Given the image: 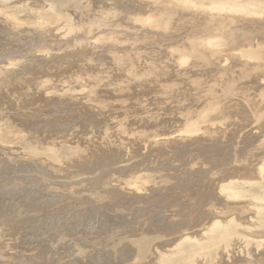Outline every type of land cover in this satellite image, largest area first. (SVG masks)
Listing matches in <instances>:
<instances>
[{
    "label": "rangeland",
    "instance_id": "1",
    "mask_svg": "<svg viewBox=\"0 0 264 264\" xmlns=\"http://www.w3.org/2000/svg\"><path fill=\"white\" fill-rule=\"evenodd\" d=\"M263 110L264 0H0V264H264Z\"/></svg>",
    "mask_w": 264,
    "mask_h": 264
},
{
    "label": "bare ground",
    "instance_id": "2",
    "mask_svg": "<svg viewBox=\"0 0 264 264\" xmlns=\"http://www.w3.org/2000/svg\"><path fill=\"white\" fill-rule=\"evenodd\" d=\"M101 3H102V2H101ZM125 3H126V2H125ZM127 3H128V2H127ZM132 3H133V2H132ZM184 4H185V3H184ZM186 4H187V3H186ZM57 5H58V4H57ZM102 5H103V4H102ZM150 5H151V4H150ZM157 5H158V4H157ZM192 5H193V4H192ZM252 5H253V4H252ZM252 5H251V6H252ZM95 6H96V5H95ZM98 6H99V5H98ZM124 6H125V5H124ZM151 6H152V5H151ZM246 6H247V5H246ZM248 6H249V5H248ZM251 6H250V7H251ZM17 7H18V6H17ZM126 7H127V6H126ZM126 7H125V8H126ZM135 7H136V6H135ZM222 7H223V6H222ZM244 7H245V6H243V8H244ZM129 8H131V7H129ZM136 8H137V7H136ZM141 8H142V7H141ZM161 8H162V7H161ZM202 8H203V7H202ZM206 8H207V7H205V9H206ZM217 8H218V7H217ZM223 8H225V7H223ZM232 8H233V7H232ZM232 8H231V9H232ZM18 9H19V7H18ZM20 9H21V7H20ZM153 9H154V7H153ZM195 9H196V8H195ZM203 9H204V8H203ZM212 9H214V8H212ZM212 9H211V10H212ZM234 9H235V8H234ZM234 9H233V10H234ZM238 9H239V7L236 9V11H238ZM245 9H246V8H244V10H245ZM159 10H160V9H159ZM161 10H162V9H161ZM207 10L210 11V9H207ZM239 10H240V9H239ZM241 10H242V9H241ZM252 10H253V9H252ZM163 11H164V10H163ZM204 11H205V10H204ZM234 11H235V10H234ZM210 12H211V11H210ZM240 12H241V11H240ZM229 13H230V12H229ZM237 13H238V12H237ZM237 13H236V14H237ZM244 13H245V12H244ZM248 13H249V12H248ZM248 13H247V14H248ZM255 13H256V12H255ZM180 14H181V13H180ZM238 14H242V13H238ZM252 14H253V12H252ZM257 14H258V13H257ZM184 15H185V14H184ZM165 16H166V14H165ZM217 16H218V15H217ZM222 16H223V15H222ZM247 16H248V15H247ZM207 18H208V17H207ZM210 18H211V17H210ZM13 19H14V18H13ZM199 19H200V17H199ZM205 19H206V18H205ZM212 19H213V18H212ZM50 20H52V19H50ZM42 21H43V19H42ZM42 21H41V22H42ZM141 21H143V20L141 19ZM224 21H225V20H224ZM46 22H47V21H46ZM207 22H208V21H207ZM225 22H226V21H225ZM225 22H224V23H225ZM228 22H229V21H228ZM44 23H45V22H44ZM196 23H197V22H196ZM196 23H195V24H196ZM198 23H199V22H198ZM216 23H217V22H216ZM229 23H230V22H229ZM231 23H232V22H231ZM202 24H203V23H202ZM204 24H205V23H204ZM206 24H207V23H206ZM217 24H218V23H217ZM58 25H59V24H58ZM221 25H222V24H221ZM192 26H193V25H191V27H192ZM196 26H198V25L196 24ZM204 26H205V25H204ZM206 26H207V25H206ZM216 26H217V25H216ZM219 26H220V24H219ZM219 26H218V27H219ZM193 27H195V26H193ZM214 28H215V27H214ZM207 41H209V39H208ZM206 44H207V43H206ZM208 45H209V44H208ZM250 47H251V46H250ZM253 48H254V47H253ZM256 48H257V47H256ZM247 49H248V48H247ZM249 49H251V48H249ZM239 51H240V50H239ZM240 53H241V52H240ZM252 53H253V52H252ZM232 55H233V54H232ZM248 55H249V54H248ZM241 56H242V55H241ZM250 56H252V55L250 54ZM250 56H249V57H250ZM199 57H200V56H199ZM192 69H193V68H192ZM223 70H224V69H223ZM194 71H195V70H194ZM216 74H217V73H216ZM212 78H213V77H212ZM215 81H216V80H215ZM233 89H234V88H233ZM260 99H261V98H260ZM246 100H248V99H246ZM259 102H260V101H259ZM241 104H242V103H241ZM260 104H261V103H260ZM238 105H240V104H238ZM242 105H243V104H242ZM230 106H232V105H230ZM238 107H239V106H238ZM239 108H240V107H239ZM239 108H238V109H239ZM242 108H243V107H242ZM242 108H241V110H242ZM234 109H235V107L233 108V110H234ZM233 110H232V111H233ZM236 110H237V109H236ZM232 111H231V112H232ZM245 111H246V110H245ZM263 111H264V110H263ZM204 114H205V112H204ZM232 114H233V113H232ZM234 114H235V111H234ZM240 118H241V117H240ZM245 118H246V117H245ZM245 118H244V119H245ZM233 119H234V118H233ZM241 120H242V119H241ZM250 122H251V121H250ZM263 122H264V121H263ZM248 123H249V122H248ZM233 124H234V122H233ZM239 124H240V122H239ZM263 125H264V124H263ZM263 125H262V127H264ZM239 126H240V125H239ZM241 126H242V124H241ZM214 128H215V127H214ZM216 129H217V128H216ZM233 129H234V128H233ZM208 130H209V129H208ZM261 130L263 131V128H261ZM261 130H259V131H261ZM220 131H221V130H220ZM220 131H219V132H220ZM208 132H209V131H208ZM214 132H215V131H214ZM238 132H239V131H238ZM251 132H252V131H251ZM175 134H176V133H175ZM182 134H183V133H182ZM189 134H190V133H189ZM203 134H204V133H203ZM262 134H263V133H262ZM262 134H261V135H262ZM172 135H173V134H172ZM255 135H256V134H255ZM257 135H258V134H257ZM263 135H264V134H263ZM195 136H196V135H195ZM204 136H205V135H204ZM250 136H251V135H250ZM250 136H247V137L250 138ZM258 136H259V135H258ZM166 137H167V136H166ZM174 137H176V136H174ZM197 137H199V136H197ZM253 137H254V132H253ZM226 138H227V137H226ZM230 138H231V137H230ZM254 138H255V137H254ZM254 138H253V139H254ZM257 138H258V137H257ZM262 138H263V137H261V139H262ZM4 139H5V136H4ZM154 139H155V138H154ZM162 139L164 140V139H166V138H162ZM196 139H197V138H196ZM205 139H206V138H205ZM208 139H209V138H208ZM246 139H248V138H246ZM255 139H256V138H255ZM261 139H260V140H257V141H261ZM227 140H228V139H227ZM251 140H252V138H251ZM197 141H199V140H197ZM248 141L250 142V140H248ZM257 141H256V142H257ZM217 142H218V141H217ZM245 142H246V141H245ZM249 142H248V143H249ZM251 142H252V141H251ZM197 143H198V142H197ZM220 143H221V141H220ZM248 143H247V144H248ZM187 144H188V143H187ZM218 144H219V143H218ZM225 144H226V143H225ZM244 144H245V143H244ZM185 145H186V144H185ZM199 145H200V144H199ZM212 145H213V144H212ZM220 145H221V144H220ZM220 145H219V147L222 146V145H221V146H220ZM245 145H246V144H245ZM255 145H256V144H255ZM255 145H254L253 147H255ZM192 146H193V145H192ZM208 146H209V145H208ZM247 146H248V145H247ZM161 147H162V146H161ZM202 147H203V146H202ZM202 147H201V148H202ZM261 147H262V146H261ZM172 148H173V147H172ZM205 148H207V147H205ZM249 148H250V147H249ZM257 148H258V147H257ZM189 149H190V148H189ZM208 149H209V147H208ZM211 149H212V148H211ZM214 149H215V147H214ZM262 149H263V148H262ZM262 149H261V150H262ZM200 150H201V149H200ZM243 150H244V149H243ZM249 150H251V149H249ZM259 150H260V149H259ZM190 151H191V150H190ZM206 151H207V150H206ZM213 151H215V150H213ZM220 151H221V149H220ZM238 151H239V150H238ZM255 151H256V149H255ZM255 151H254V152H255ZM259 152H260V151H259ZM185 153H186V152H185ZM202 153H203V151H202ZM210 153H211V152H210ZM210 153H209V154H210ZM213 153H214V152H213ZM243 153H244V152H243ZM183 154H184V152H183ZM207 154H208V153H207ZM258 154H259V153H258ZM201 155H202V154H201ZM210 155H212V154H210ZM210 155H209V156H210ZM183 156H184V155H183ZM202 156H203V155H202ZM212 156H213V155H212ZM243 156H244V155H243ZM216 157H217V156H216ZM257 157H258V156H257ZM195 158H196V157H195ZM230 158H231V157H230ZM243 158H244V157H243ZM183 159H184V158H183ZM205 159H206V158H205ZM217 159H218V158H217ZM191 160H192V159H191ZM213 160H214V159H213ZM259 160H261V159H259ZM239 161H240V160H239ZM250 161H251V160H250ZM161 162H163V161H161ZM217 163H218V162H217ZM240 163H241V162H240ZM244 163H245V162H244ZM247 163H248V162H247ZM258 163H259V161H258ZM163 165H164V164H163ZM260 165H261V164H260ZM164 166H165V165H164ZM232 166H233V165H232ZM236 166H237V165H236ZM236 166H234V167H236ZM248 167H249V166H248ZM159 168H160V167H159ZM198 168H199V167H198ZM202 168H203V167H202ZM246 168H247V167H246ZM251 168H252V167H251ZM260 168H261V167H260ZM203 169H204V168H203ZM203 169H202V172H203ZM207 169H208V168H207ZM209 169H210V168H209ZM236 169H237V168H236ZM248 169H249V168H248ZM181 170H182V168H181ZM255 170H256V169H255ZM263 170H264V168H263ZM263 170H262V172H263ZM195 171H196V170H195ZM205 171H206V170H205ZM260 171H261V169H260ZM200 172H201V171H200ZM211 172H212V171H211ZM213 172H214V170H213ZM227 172H228V171H227ZM262 172H261V173H262ZM185 173H186V172H185ZM203 173H204V172H203ZM261 173H259V174H261ZM263 173H264V172H263ZM198 174H199V172H198ZM200 174H201V173H200ZM205 174H207V173H205ZM230 175H231V174H230ZM257 175H258V174H257ZM261 175H262V174H261ZM201 176H202V175H201ZM214 176H215V175H214ZM259 176H260V175H259ZM210 177H211V176H210ZM261 177H262V176H261ZM220 178H221V177H220ZM233 178H234V177H233ZM237 178H238V177H237ZM194 179H195V178H194ZM226 179H227V177L225 178V181H226ZM231 179H232V178H231ZM241 180H242V179H241ZM250 180H251V179H250ZM188 181H189V180H188ZM200 181H201V180H200ZM216 181H217V180H216ZM216 181H215V182H216ZM228 181H229V179H228ZM232 181H233V180H232ZM253 181H254V180H253ZM190 182H191V181H190ZM249 182L252 183V181H249ZM254 182H255V181H254ZM191 183H192V182H191ZM216 183H217V182H216ZM244 183H245V182H244ZM251 183H250V184H251ZM256 183H257V182H256ZM219 184H220V183H219ZM224 184H225V183H224ZM226 184H227V183H226ZM125 185H126V184H125ZM213 185H214V183H213ZM221 185H222V184H221ZM245 185H246V184H245ZM127 187H128V186H126V188H127ZM202 187H204V186H202ZM186 189H187V188H186ZM217 189H218V187H217ZM221 190H222V189H221ZM231 190H232V189H231ZM251 190H252V189H251ZM118 192H119V191H118ZM234 192H235V191H234ZM119 193H120V192H119ZM174 193H175V191H174ZM192 193H193V191H192ZM210 193H211V192H210ZM210 193H209V194H210ZM212 193H213V192H212ZM119 195H120V194H119ZM172 195H173V194H172ZM177 195H178V194H177ZM223 195H224V194H223ZM217 196H218V195H217ZM236 196H237V195H236ZM222 197H223V196H222ZM175 198H176V197H175ZM181 198H182V197H181ZM229 199H230V198H229ZM218 200H219V199H218ZM227 200H228V199H227ZM252 200H253V199H252ZM178 201H179V200H178ZM219 201H220V200H219ZM248 201H249V200H248ZM254 201H255V200H254ZM181 202H182V200H181ZM208 202H209V201H208ZM184 203H185V202H184ZM199 203H200V202H199ZM201 203H202V202H201ZM231 203H232V202H231ZM233 203H234V201H233ZM179 204H181V203H179ZM191 204L193 205L194 203H191ZM234 204H235V203H234ZM184 205H185V204H183V206H184ZM199 205H200V204H199ZM185 206H186V205H185ZM187 206H188V205H187ZM188 207H189V206H188ZM190 207H191V206H190ZM190 207H189V208H190ZM198 207H199V206H198ZM198 207H197V208H198ZM186 208H187V207H186ZM195 208H196V207H195ZM199 208H200V207H199ZM256 208H257V207H256ZM188 210H190V209H188ZM212 211H213V210H212ZM214 212H215V211H214ZM217 214H218V213H217ZM212 215H213V214H212ZM235 216H236V215H235ZM214 217H217V216H214ZM214 217H213V218H214ZM229 217H230V216H229ZM229 217H228V218H229ZM247 217H249V216H247ZM256 217H257V216H256ZM263 217H264V216H263ZM220 218H221V217H220ZM232 219H233V218H232ZM232 219H231V220H232ZM234 219H235V218H234ZM249 219H250V217H249ZM214 220H215V219H214ZM212 221H213V220H212ZM212 221H211V222H212ZM215 221H216V220H215ZM215 221H214V222H215ZM217 221H218V219H217ZM220 221H222V220H220ZM262 221H263V220H262ZM214 222H213V225H214ZM232 222L234 223V221H232ZM216 223H217V222H216ZM216 223H215V224H216ZM219 223H220V222H219ZM230 223H231V222H230ZM263 223H264V222H263ZM225 224H226V223H225ZM244 224H245V223H244ZM227 225H228V224H227ZM246 225H247V224H246ZM224 226H225V225H224ZM234 226H236V224H235ZM212 227H213V226H212ZM248 227H249V226H248ZM258 227H259V226H258ZM204 228H205V227H204ZM239 228H240V227H239ZM250 228H251V226H250ZM202 230H203V229H202ZM220 230H221V229H220ZM232 230H234V229H232ZM238 230H239V229H237V231H238ZM258 230H259V229H258ZM197 231H201V229H200V230H197ZM203 231H204V230H203ZM221 231H222V230H221ZM226 231H227V230H226ZM153 232H154V231H153ZM218 232H219V231H218ZM228 232H230V231H228ZM231 232H232V231H231ZM231 232H230V233H231ZM253 232H254V231H253ZM193 233H194V232H193ZM193 233H192V234H193ZM223 233H226V234H227V232H225V230H223ZM230 233H229V234H230ZM220 234H221V232H220ZM217 235H218V234H217ZM188 236H189V234H188ZM190 236H191V235H190ZM220 236H221V235H220ZM223 236H224V235H223ZM226 236H227V235H226ZM155 237H156V236H155ZM221 237H222V236H221ZM224 237H225V236H224ZM152 238H153V237H152ZM189 238H190V237H189ZM219 239H220V237H219ZM224 239H225V238H224ZM190 240H192V239H190ZM259 240H260V239H259ZM189 244H190V243H189ZM205 244H206V243H205ZM189 246H190V245H189ZM176 247H177V246H176ZM176 247H174V248H176ZM191 247H192V245H191ZM202 247H203V245H202ZM195 248H196V247H195ZM197 248H198V247H197ZM236 249H237V248H236ZM191 250H193V249H191ZM194 250H195V249H194ZM241 250H243V248H242ZM184 251L186 252L187 249H185ZM237 251H238V250H237ZM185 252H184V253H185ZM189 252H190V250H189ZM173 254H176V253H173ZM186 254H187V253H186ZM199 254H200V253H199ZM236 254H237V253H236ZM146 255H147V253H146ZM189 256H190V255H189ZM184 257H185V256H184ZM198 258H199V257H198ZM189 259H190V258H189ZM201 259H202V257H201ZM188 261H189V260H188ZM188 261H187V262H188Z\"/></svg>",
    "mask_w": 264,
    "mask_h": 264
}]
</instances>
